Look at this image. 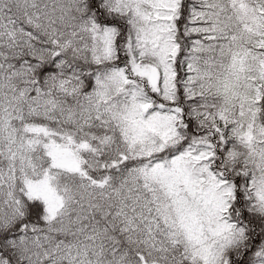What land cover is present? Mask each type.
Returning <instances> with one entry per match:
<instances>
[{"label": "snow or ice", "instance_id": "6c2138e0", "mask_svg": "<svg viewBox=\"0 0 264 264\" xmlns=\"http://www.w3.org/2000/svg\"><path fill=\"white\" fill-rule=\"evenodd\" d=\"M0 264H264V0H0Z\"/></svg>", "mask_w": 264, "mask_h": 264}]
</instances>
